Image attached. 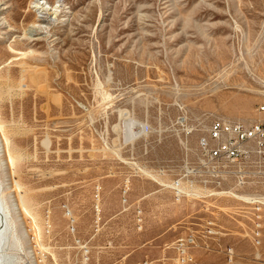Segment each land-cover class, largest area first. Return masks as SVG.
<instances>
[{
	"label": "rangeland",
	"instance_id": "1",
	"mask_svg": "<svg viewBox=\"0 0 264 264\" xmlns=\"http://www.w3.org/2000/svg\"><path fill=\"white\" fill-rule=\"evenodd\" d=\"M42 1L0 0V118L21 158L0 177L38 222L12 212L14 264H173L191 232L189 264H264V207L255 246L232 195L263 188L171 189L214 120L259 117L264 0Z\"/></svg>",
	"mask_w": 264,
	"mask_h": 264
},
{
	"label": "built area",
	"instance_id": "2",
	"mask_svg": "<svg viewBox=\"0 0 264 264\" xmlns=\"http://www.w3.org/2000/svg\"><path fill=\"white\" fill-rule=\"evenodd\" d=\"M258 98L256 113L259 117L254 121L246 124L217 119L211 123L207 136L198 141L197 161L187 162L184 173L171 184L178 201L187 196L183 181L190 184L198 182L205 189L222 188L229 183L232 184V191L249 185L264 189V72L259 81ZM190 192L189 195L198 197L194 191ZM223 193L232 194L230 191ZM247 199L249 201L240 200L251 206L250 242L259 246L263 238L264 195L255 192ZM217 228L214 221H207L204 229L206 237L218 234ZM197 243L198 237L193 232L179 237V245L172 248L176 253L173 264L192 262V250Z\"/></svg>",
	"mask_w": 264,
	"mask_h": 264
},
{
	"label": "bare ground",
	"instance_id": "3",
	"mask_svg": "<svg viewBox=\"0 0 264 264\" xmlns=\"http://www.w3.org/2000/svg\"><path fill=\"white\" fill-rule=\"evenodd\" d=\"M35 7L36 8H42V10H44V9L53 10V8H54V6H51V5L47 4V2H44L42 0H36ZM54 14H56V13H54ZM11 41H15V38H13ZM11 45L8 46L9 50L13 53H18V51L13 49L11 47ZM19 54H21V53H19ZM24 56H25V54H24ZM6 127L7 126H5V124L1 121V118H0V166L2 167V169L3 168L9 169V175L12 177V175H14V173H15L16 163H17L18 159L20 160L21 158H19L20 154L17 155L16 153H18V152H16L11 145V140H10V137L8 136L9 133L7 131L8 129ZM18 164H19V161H18ZM13 178H12V181L15 180ZM15 178H16V176H15ZM4 179H5L4 176H3V178L0 177V264H14L16 256L10 248L11 244H12V240H15L14 231H13V229H14L13 227L15 226V220L12 216V212L15 215H17L18 213H23L26 216H32V219L34 222H35L36 218L32 214V208H31L32 206L27 203V201H28L27 198L29 197V195L27 196V198L24 196V191L22 190L23 187H21L22 184L20 185L18 183L19 181L17 182L15 180L14 183L12 184L13 186H11V187L7 186L6 187L7 189H11L10 190L11 192L9 193L8 202L5 200L4 194H3ZM15 191H17L16 196L14 194L12 195V192H15ZM233 196L240 198V199H247L246 197H243L244 195L238 196L236 194H233ZM30 201H31V199H30ZM67 214L69 215V217H72V214L69 210L67 211ZM37 223L38 222H35L34 224H37ZM35 228L37 230V233H35V234L38 237L41 236L38 225ZM178 245H179V238L176 239V241L173 243L172 247L176 248Z\"/></svg>",
	"mask_w": 264,
	"mask_h": 264
}]
</instances>
